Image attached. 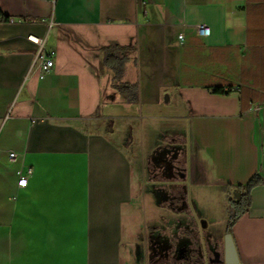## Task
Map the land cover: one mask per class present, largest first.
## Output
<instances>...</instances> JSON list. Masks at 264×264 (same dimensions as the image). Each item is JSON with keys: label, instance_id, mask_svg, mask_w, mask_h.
<instances>
[{"label": "crops", "instance_id": "1", "mask_svg": "<svg viewBox=\"0 0 264 264\" xmlns=\"http://www.w3.org/2000/svg\"><path fill=\"white\" fill-rule=\"evenodd\" d=\"M0 9L12 18L0 24V264H220L228 223L209 233L174 205L196 194L228 210L239 186L264 181V0H0ZM201 24L210 35H198ZM109 46L137 48L124 76L139 86L138 105L102 67ZM163 106L168 116L152 112ZM141 118L186 127L182 180L145 179L110 132L90 130ZM251 200L232 236L239 264H264V183Z\"/></svg>", "mask_w": 264, "mask_h": 264}, {"label": "rangeland", "instance_id": "2", "mask_svg": "<svg viewBox=\"0 0 264 264\" xmlns=\"http://www.w3.org/2000/svg\"><path fill=\"white\" fill-rule=\"evenodd\" d=\"M130 65H133L132 61H129L127 67ZM122 82H127L126 76H124ZM120 97L122 98L121 95ZM125 103L129 106L138 105L128 102ZM163 108L161 112H152L168 116L169 109H166L165 106H163ZM139 111L140 117L148 113V110L144 112L141 108ZM139 122V124L126 121H120L115 124L106 123L103 127L101 125L90 127V130L110 132L113 135V141L126 150L133 164L136 167L144 168L145 179H149V177H159L168 183H175L178 180H182L183 177H176L174 173L175 169L185 168L186 166V127L184 124L178 121L166 122L162 120L159 122V124H161L155 127L152 124L158 122V119L147 118H145V120L141 118ZM148 188L149 187L146 188V191ZM191 197H193V200L191 199L190 201L191 205L186 206V209L183 211L194 214L195 220L199 222L200 229L205 228V231L215 234L220 233V231L226 228L229 220V202H227L228 210H226L227 208L225 206L222 211L219 207L215 206L209 209L200 206L196 194ZM239 197L240 194L238 192L235 198L232 196L233 199H239ZM150 210L152 209L149 207V215ZM156 210L158 211L160 209L156 208ZM221 211L224 213V216ZM160 257H165V254L157 255V258Z\"/></svg>", "mask_w": 264, "mask_h": 264}, {"label": "trees", "instance_id": "3", "mask_svg": "<svg viewBox=\"0 0 264 264\" xmlns=\"http://www.w3.org/2000/svg\"><path fill=\"white\" fill-rule=\"evenodd\" d=\"M12 18L0 9V24L10 23ZM103 59L102 67L110 70L112 72V86L115 88L124 102L138 104L140 101L139 95V86L138 84L132 83H123L122 79L124 78L126 72V65L132 56L137 53L136 47H122V46H109L102 49ZM119 83V84H117ZM222 90L216 89L215 92L222 93ZM229 94V92H225ZM180 168V167H178ZM186 172L185 168L175 169L174 175L180 177L182 173ZM264 181L259 178L258 175H255L246 185L239 186L240 197L237 200L229 199V220H228V233L232 234V229L235 223L239 220L241 216L246 214L251 207V192L252 190L263 184ZM186 202L181 201V204L174 205V209L184 210L186 209ZM220 264H224V258L221 260Z\"/></svg>", "mask_w": 264, "mask_h": 264}, {"label": "built area", "instance_id": "4", "mask_svg": "<svg viewBox=\"0 0 264 264\" xmlns=\"http://www.w3.org/2000/svg\"><path fill=\"white\" fill-rule=\"evenodd\" d=\"M196 30H197L198 35L202 37H206L210 35L211 33V28L206 24L198 25ZM183 39L184 37L180 36V40H183ZM28 40L32 42L33 44H35L40 50H43L44 42H45L43 39L36 37V36H29ZM54 56H55V52L43 53L40 56L39 68H40V78L41 79H43L46 76V74L49 73L51 69L54 67L55 65ZM9 157L10 159H14L15 154L11 153ZM27 183H28V178L26 176H22L20 180L18 181V186L25 187L27 186Z\"/></svg>", "mask_w": 264, "mask_h": 264}, {"label": "water", "instance_id": "5", "mask_svg": "<svg viewBox=\"0 0 264 264\" xmlns=\"http://www.w3.org/2000/svg\"><path fill=\"white\" fill-rule=\"evenodd\" d=\"M224 261L225 264H239V257L231 233H227L224 238Z\"/></svg>", "mask_w": 264, "mask_h": 264}]
</instances>
